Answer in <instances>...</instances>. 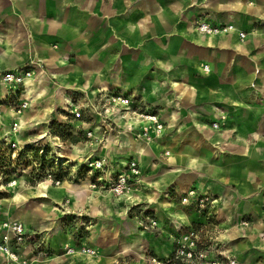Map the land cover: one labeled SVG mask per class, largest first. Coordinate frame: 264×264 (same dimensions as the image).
Returning a JSON list of instances; mask_svg holds the SVG:
<instances>
[{"label": "crops", "instance_id": "crops-1", "mask_svg": "<svg viewBox=\"0 0 264 264\" xmlns=\"http://www.w3.org/2000/svg\"><path fill=\"white\" fill-rule=\"evenodd\" d=\"M201 22L230 24L235 30L208 34L197 28ZM24 66L33 75L23 87L31 105L19 116L21 141L53 143L47 135L35 140L49 134L47 129L23 135L53 108L63 107L67 96L83 97L89 117L80 123L97 122L99 102L114 94L131 98L140 111L156 112L164 124L147 141L132 134L142 132L144 123L132 122L125 155L119 153L120 135L113 138L111 172H121L124 156L136 159L143 194L136 187L128 198H117L105 185L93 188L88 175L77 179L79 163L71 166L73 180L57 187L62 194L47 190L55 202L65 201L66 214L87 216V228H92V223L117 217L119 208L127 214L145 203L153 208L147 216L157 221L158 240L164 239L152 246L160 264L174 254L176 237L195 229L191 225L197 221L205 223L198 233L211 256L264 264V0H0V72ZM3 112L6 125L14 121L13 111ZM111 118L115 128L127 131L131 124L119 113ZM86 131L92 133L90 144L96 142L95 128ZM191 188L215 200L212 221L180 203ZM137 196L143 201H132ZM98 200H111V206L93 211L88 202ZM180 206L191 209L189 215ZM24 223L44 236L40 227ZM67 246L77 251L45 256L37 264H81L79 247L100 251L90 237ZM84 257H93L84 262H96L94 255ZM0 261L16 264L1 254Z\"/></svg>", "mask_w": 264, "mask_h": 264}, {"label": "rangeland", "instance_id": "rangeland-1", "mask_svg": "<svg viewBox=\"0 0 264 264\" xmlns=\"http://www.w3.org/2000/svg\"><path fill=\"white\" fill-rule=\"evenodd\" d=\"M114 96L116 95L104 96L103 100L99 102V106L96 107L99 122L80 123L78 120L85 121L89 117L84 108L86 106L81 103L83 97L79 95L67 96L65 98L62 97L63 99L61 98L64 102L63 107L53 108L51 114L44 121L39 118L38 122L35 123L37 125L30 127L33 130L32 132L28 133V131H25L23 138L27 137L28 134L36 136L47 129L49 134L45 133L44 135L54 138L52 144L61 142L63 145L61 152H65L71 158H74L73 162L68 164V167L64 166L66 167L64 170L56 172L62 179L60 184L55 183L56 178L53 174L52 179L54 181L48 180V173L53 171V165H51V161L49 162L50 158H52L50 153L45 156L46 158L43 157L42 159L39 154L32 151L34 150L33 148H22L23 144H44L46 143L44 139L38 142L21 141L19 137L22 130L17 128L14 133L12 131V123L14 121L8 120L9 122L7 121L6 123L8 124L6 125L3 119V122L0 123V145H2L0 147V222L4 219H19L29 225L43 229V237L50 249L48 257H59L66 253L67 242L69 241L78 243L82 239L90 237L92 244H99L100 251L94 255L96 262H84V260L87 261L93 257L84 259V256L88 255L82 254L81 264H154L157 262L160 264L159 259L161 258L156 256L158 259H153L155 257L152 246L155 247V243L161 245V241H164V239L158 240L161 236L160 233L155 232V229L151 228L146 222L148 219L147 214L151 213L153 208H149L145 203L139 204L131 211H128L127 214H122L123 210L119 208L117 217L113 216L105 223H100L99 221L92 223V228H87V225L90 224V222H87V216L66 214L65 201L55 202V198H53L55 193L56 195L62 194L61 191L57 190V187L63 185L65 181L73 180L71 166L79 163L83 164L80 166L81 170L79 169L77 172V179L88 175L87 178L89 180H95L99 173L90 167V163L102 157L101 159L114 164L113 154L115 149L112 144L113 138L117 140L116 136L118 135H120L119 153L126 154L131 142V135L128 133H131L133 125H129L132 123L126 125L127 131L119 127L115 128L116 126L113 124L111 116L119 113L123 117L122 111H115L108 117L104 113L105 107H111L114 111L112 101ZM76 107H80V110L83 111V115L79 118L71 112ZM89 127L96 130V138H94L96 142L91 144L90 138H88L90 131H86ZM132 134L138 138L143 137L142 135L137 136L138 131ZM44 135L37 137L35 140L43 138ZM9 138L18 140L20 143H18L19 147L10 146ZM146 140L151 141L153 139ZM47 146L48 144L46 148ZM124 158H126V166L129 158L128 156H124ZM61 161L59 165H61ZM125 166L120 169L124 170ZM41 182H44L47 188L40 187ZM138 188L141 190L138 194H143V186L140 185ZM47 190L49 193L51 191L53 195L49 196ZM63 197L64 200L67 198H70L71 201L73 200L68 195H63ZM132 201L140 203L143 200L140 196H137ZM111 202V200L108 203L98 200L93 204L88 202V206L93 211H104L111 206ZM180 207L185 211L184 214L189 215V210L191 209L184 206ZM201 215L204 216V213L201 212ZM194 223L195 225L191 226L197 232L200 231V225L203 226L205 224L198 223V221ZM200 233L202 234L203 231H200ZM64 234L66 238L63 237ZM167 237L172 239L170 235H167ZM59 243L60 246L58 245ZM174 243L176 248V240ZM201 245L203 244L201 243ZM64 262L59 260L58 264H64Z\"/></svg>", "mask_w": 264, "mask_h": 264}, {"label": "built area", "instance_id": "built-area-1", "mask_svg": "<svg viewBox=\"0 0 264 264\" xmlns=\"http://www.w3.org/2000/svg\"><path fill=\"white\" fill-rule=\"evenodd\" d=\"M197 28L208 34L229 33L235 30L233 25H212L210 23L201 22ZM241 39L245 38L244 31L239 32ZM204 71H209L208 65L203 66ZM32 70L28 66L21 68L10 69L0 72V123L4 119V108H9L13 111L15 119L12 123V131L15 133L17 128L22 129V123L19 116L28 109L31 105L30 100L24 98L23 87L32 76ZM114 111L111 107H105L104 113L108 117L115 111L121 112L122 116L131 120L135 124L143 122L142 132H138L137 136H143L147 139L151 138V132L159 135L164 128L156 112L143 110L140 111L133 107V100L127 96L116 95L112 98ZM77 118L83 115L80 107L71 110ZM132 123V124H134ZM129 125V126H132ZM214 128H219L218 122H213ZM92 133H88L91 137ZM10 139V138H9ZM5 142V141H4ZM18 140L10 139V146L19 147ZM1 144V142H0ZM20 144V143H19ZM48 144L47 148L46 145ZM28 145L23 144L22 148ZM39 155L50 153L54 160L53 168L59 166H67L69 161H63L64 157L61 152L63 147L61 142L52 144L48 141L44 144H38ZM90 167L95 169L99 175L95 180L91 181L90 186L96 188L105 185L112 194L117 198H128L133 190L140 185L141 182V167L139 162L132 158L130 159L123 171L113 173V165L105 159H95L90 163ZM48 180L52 181V173H48ZM54 181V180H53ZM61 179H56L55 183L60 184ZM215 200L206 192H201L199 189L191 188L180 197V203L184 206L194 207L197 211L203 212L206 218L213 217ZM151 228L157 226V221L149 218L146 221ZM242 225H249L248 220L241 221ZM264 235V234H263ZM199 233L195 229H187L176 237V248L174 254L164 264H245L238 260L235 256L218 253L216 256H211V249L201 245ZM27 247L30 251L26 252ZM67 253H74L77 248L66 247ZM78 251L82 254L95 255L96 250L89 246H81ZM0 254L5 256L10 262L16 264H37L40 259L49 255V247L42 236L41 232L34 228H30L19 219H4L0 222Z\"/></svg>", "mask_w": 264, "mask_h": 264}, {"label": "trees", "instance_id": "trees-1", "mask_svg": "<svg viewBox=\"0 0 264 264\" xmlns=\"http://www.w3.org/2000/svg\"><path fill=\"white\" fill-rule=\"evenodd\" d=\"M54 132V131H53ZM2 145H0V147H1ZM26 149H30V148H33L34 150H32V151H35L37 154H39V147L36 145V144H33V145H29V146H26L25 147ZM47 155V154H46ZM46 155H42V156H40L42 159H43V157L44 158H46L45 156ZM51 160H49V162L51 163V165H53L54 164V160L52 159V158H50ZM42 161V160H41ZM69 165H67L66 167H68ZM66 167H63V166H56L55 168H53V171H52V174L54 175V177L56 178V179H61V177H59L58 176V174L56 173V172H60L61 170H64V168H66ZM62 180V179H61ZM49 253H50V249H49Z\"/></svg>", "mask_w": 264, "mask_h": 264}, {"label": "bare ground", "instance_id": "bare-ground-1", "mask_svg": "<svg viewBox=\"0 0 264 264\" xmlns=\"http://www.w3.org/2000/svg\"><path fill=\"white\" fill-rule=\"evenodd\" d=\"M211 36V35H210ZM8 113V112H7ZM17 133V132H16ZM45 136V135H44ZM69 183H68V181H66L65 182V184H64V186L63 187H65V186H67ZM40 187H44V188H47V186L44 184V182H41V185H40ZM43 193H45V192H43ZM140 200V199H139ZM126 204V203H125ZM22 215V214H21ZM19 216H20V214H19ZM88 263V262H87Z\"/></svg>", "mask_w": 264, "mask_h": 264}]
</instances>
